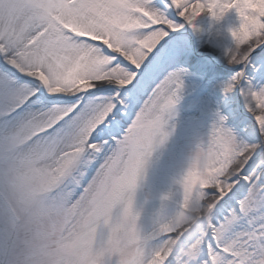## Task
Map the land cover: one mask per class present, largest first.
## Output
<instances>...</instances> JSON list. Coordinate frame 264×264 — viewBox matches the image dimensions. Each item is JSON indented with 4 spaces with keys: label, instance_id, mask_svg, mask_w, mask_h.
Wrapping results in <instances>:
<instances>
[{
    "label": "snow or ice",
    "instance_id": "obj_1",
    "mask_svg": "<svg viewBox=\"0 0 264 264\" xmlns=\"http://www.w3.org/2000/svg\"><path fill=\"white\" fill-rule=\"evenodd\" d=\"M227 9L241 22L223 55L240 70L209 88L181 21ZM257 67L264 0H0V264H264ZM237 90L248 140L220 110ZM177 151L178 211L142 234L135 191Z\"/></svg>",
    "mask_w": 264,
    "mask_h": 264
},
{
    "label": "rangeland",
    "instance_id": "obj_2",
    "mask_svg": "<svg viewBox=\"0 0 264 264\" xmlns=\"http://www.w3.org/2000/svg\"><path fill=\"white\" fill-rule=\"evenodd\" d=\"M213 20L203 13L194 21L195 29L181 21L184 23L185 35L191 46L189 71L198 74L201 64L209 61L214 69L211 76H205L203 79V84L209 88L217 81L227 80L233 71L240 70L239 66L229 65L223 55L225 50L234 47L231 30L239 27L241 21L238 14L235 9H229L218 22ZM248 77L254 89L264 87V70L258 67L255 72L248 70ZM192 81V77L184 78L185 93L178 105L182 113L194 99ZM220 110L226 116V126L231 128L239 139L248 140L246 130L251 124V116L243 107L238 90L232 94L227 107H222ZM210 124L211 117L205 118L201 132L206 133ZM185 168L184 156L177 151L174 156L166 154L160 164L151 165L147 169L145 178L139 182L134 194V207L140 212L137 223L142 234L152 230L153 220L158 213L169 217L178 210L182 189L176 181ZM163 193H171V195L167 200H161L160 196ZM115 260L116 257H113V264Z\"/></svg>",
    "mask_w": 264,
    "mask_h": 264
},
{
    "label": "clouds",
    "instance_id": "obj_3",
    "mask_svg": "<svg viewBox=\"0 0 264 264\" xmlns=\"http://www.w3.org/2000/svg\"><path fill=\"white\" fill-rule=\"evenodd\" d=\"M228 10L229 9L225 10L223 13H221L220 11H217L215 15H210L207 11H205L204 13L209 15L212 19L218 22ZM234 30L239 31V27ZM175 215H176V211L171 216L174 218Z\"/></svg>",
    "mask_w": 264,
    "mask_h": 264
},
{
    "label": "bare ground",
    "instance_id": "obj_4",
    "mask_svg": "<svg viewBox=\"0 0 264 264\" xmlns=\"http://www.w3.org/2000/svg\"><path fill=\"white\" fill-rule=\"evenodd\" d=\"M213 22H215V20H213ZM214 26H215V24H214Z\"/></svg>",
    "mask_w": 264,
    "mask_h": 264
}]
</instances>
